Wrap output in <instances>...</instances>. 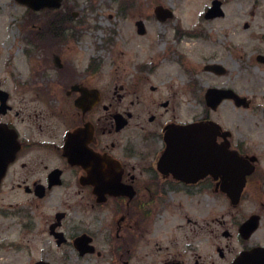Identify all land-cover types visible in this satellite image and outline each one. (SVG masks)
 <instances>
[{
  "label": "flooded vegetation",
  "instance_id": "flooded-vegetation-1",
  "mask_svg": "<svg viewBox=\"0 0 264 264\" xmlns=\"http://www.w3.org/2000/svg\"><path fill=\"white\" fill-rule=\"evenodd\" d=\"M215 1L221 9L228 5L226 0L210 5ZM215 15L224 17V10L203 18L212 21ZM38 17L26 11L14 18L21 24L16 32L0 34V218L14 219L22 239L31 235L40 244L30 264H203L200 252L214 234L208 229L211 203H229L223 176L196 169L188 159L163 158L172 133L181 143L190 140L179 135V127L215 120L208 113L184 119L177 81L151 83L161 67L157 63L135 64L132 78L105 81L94 61L80 74L57 58L52 66L34 67L35 52L58 51L66 42L63 32L39 31ZM155 20L172 28L175 41L197 37L201 30L172 26L181 23L176 16ZM168 52L163 60L176 61L179 52ZM224 90L247 107L239 93ZM230 135L220 126L213 143L238 152ZM256 173L255 165L248 183ZM203 205L207 218L192 219ZM221 236L232 234L224 229ZM19 246L31 249L22 241ZM214 251L225 258L222 248Z\"/></svg>",
  "mask_w": 264,
  "mask_h": 264
},
{
  "label": "rangeland",
  "instance_id": "rangeland-1",
  "mask_svg": "<svg viewBox=\"0 0 264 264\" xmlns=\"http://www.w3.org/2000/svg\"><path fill=\"white\" fill-rule=\"evenodd\" d=\"M226 1L228 5L222 8L224 17L212 21L203 18L211 0H64L62 22L54 23L46 12L38 14V20L33 19L37 20L39 31L63 32L66 41L58 51L35 52L32 56L34 67L52 66L53 59L57 58L80 74L94 61L100 70L98 76L105 81L122 76L132 78L136 75L135 64L157 63L161 67L151 83H156L157 79L177 81L182 90L184 119L202 118L208 113L215 123L231 134V145L237 148L239 155L256 157L258 173L251 178V183H247L239 206L233 207L219 199L211 203L209 217L213 222L208 229H214V234L208 236L211 245L200 252L203 264H228L241 249L264 246V64L255 60L257 56L264 57V0ZM157 6L178 17L181 23L172 24L176 28L194 30L200 27L198 36L175 41L172 28L167 29L155 20ZM24 14L25 7L17 6L15 0H0V34L16 32L21 24L14 23V18L19 20ZM138 21L145 28V34L141 36L137 34ZM244 24H248L247 29L243 28ZM169 49L179 52L178 56H173L176 61L163 60L166 53L171 54ZM209 65L220 66L226 73L205 70ZM47 73L52 75V72ZM67 73L74 78L73 70ZM210 88L239 93L247 107H237L226 100L216 111L209 113L203 98ZM191 89L194 97L190 96ZM78 199L72 198V202ZM67 203L72 204L71 200ZM202 207L199 216L193 214L192 219L207 218L208 210L205 205ZM251 214L259 215L261 219L257 230L243 241L237 228ZM14 221L0 218V240L6 241L0 246V264H30L34 250L40 244L31 235L24 234L22 239ZM224 229L232 236H221ZM19 241L30 245L31 249L18 247ZM216 246L223 249L224 259L218 258L214 251ZM55 258L60 260L57 253ZM71 259L74 260L72 256Z\"/></svg>",
  "mask_w": 264,
  "mask_h": 264
},
{
  "label": "water",
  "instance_id": "water-1",
  "mask_svg": "<svg viewBox=\"0 0 264 264\" xmlns=\"http://www.w3.org/2000/svg\"><path fill=\"white\" fill-rule=\"evenodd\" d=\"M17 2L28 6L33 11H39L44 8L57 9L61 6L62 0H17ZM220 9V3L214 2L212 9L205 15L211 18L210 12ZM155 16L162 20L170 18L172 15L169 11L158 6L154 9ZM218 15H215L216 17ZM137 33L144 34L142 22L136 23ZM262 61L260 58L258 59ZM207 70H213L222 73V68L209 66ZM232 98L237 106L241 104L246 106L243 101H239L231 91H222L210 89L205 94L207 107L215 109L224 99ZM176 133V132H175ZM175 133H172L174 140L168 145L167 155L164 160H184L188 158L190 164L196 169H204L206 171L213 170L215 173L220 172L223 176L224 186L228 185L227 194L230 196L231 203H238L240 193L245 185V180L253 171L250 162H254L255 158L249 160L242 159L236 152H228L213 143V138L218 133V126L213 123H196L178 128V133L183 139L191 140L182 143L176 140ZM179 152L185 153L184 156H178ZM258 218L253 217L240 227L239 232L244 238H248L252 232L257 229ZM233 264H264V248L257 247L250 251L242 252L233 262Z\"/></svg>",
  "mask_w": 264,
  "mask_h": 264
},
{
  "label": "trees",
  "instance_id": "trees-1",
  "mask_svg": "<svg viewBox=\"0 0 264 264\" xmlns=\"http://www.w3.org/2000/svg\"><path fill=\"white\" fill-rule=\"evenodd\" d=\"M45 14H49V16H51V18H52V21H54V23H55L56 21L62 22V20H63L62 18H63L64 13H62L61 11H55V12H46ZM51 31H53V30H51Z\"/></svg>",
  "mask_w": 264,
  "mask_h": 264
}]
</instances>
